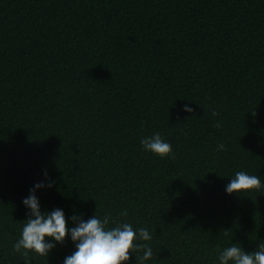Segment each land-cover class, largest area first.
<instances>
[{
    "label": "trees",
    "instance_id": "16d2710c",
    "mask_svg": "<svg viewBox=\"0 0 264 264\" xmlns=\"http://www.w3.org/2000/svg\"><path fill=\"white\" fill-rule=\"evenodd\" d=\"M156 133L171 156L143 149ZM239 171L262 187L226 194ZM41 182V212L69 228L96 214L148 229L145 264L258 250L264 0H0V264H25L13 245ZM74 251L69 236L31 264Z\"/></svg>",
    "mask_w": 264,
    "mask_h": 264
},
{
    "label": "clouds",
    "instance_id": "9594fccd",
    "mask_svg": "<svg viewBox=\"0 0 264 264\" xmlns=\"http://www.w3.org/2000/svg\"><path fill=\"white\" fill-rule=\"evenodd\" d=\"M183 111L190 113L192 108L186 106ZM211 114L214 117L218 115L215 110ZM214 126L219 127V122ZM141 145L146 152L161 159L172 155L171 145L165 142L159 133L141 139ZM224 148L221 143L217 151ZM43 187L44 183H37L22 201L29 210V218L23 223L22 232L13 245V251L22 256L25 264H31L33 259L47 258L50 251L58 244L62 245L69 236L75 245V251L64 259L63 264H125L132 254H135L136 264H145V261L153 257V250L147 243L152 240L153 233L146 228L134 229L130 223L113 221L109 215L99 218L96 214L87 221L73 215L71 219L74 226L69 228L61 209L51 213L41 212L35 191ZM47 187H52V183ZM261 187L259 176L239 171L226 186V194L241 196ZM121 216H127L126 209ZM110 223H115V227L110 228ZM218 260L219 264H264V244L259 245L258 250L252 253H246L239 244H233L219 251Z\"/></svg>",
    "mask_w": 264,
    "mask_h": 264
}]
</instances>
